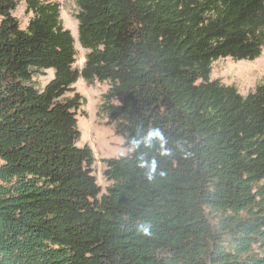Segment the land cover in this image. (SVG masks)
<instances>
[{"label": "trees", "instance_id": "1", "mask_svg": "<svg viewBox=\"0 0 264 264\" xmlns=\"http://www.w3.org/2000/svg\"><path fill=\"white\" fill-rule=\"evenodd\" d=\"M74 1L80 69L57 1L0 0V264H264V80L211 78L261 56L264 0ZM79 78L132 147L105 191Z\"/></svg>", "mask_w": 264, "mask_h": 264}, {"label": "rangeland", "instance_id": "2", "mask_svg": "<svg viewBox=\"0 0 264 264\" xmlns=\"http://www.w3.org/2000/svg\"><path fill=\"white\" fill-rule=\"evenodd\" d=\"M61 6V18L66 28L70 29L75 39L76 63L80 69L83 67L87 49L78 41V22L75 17L78 8L74 0H54ZM14 15L25 27L31 16L27 13L23 2H20L14 11ZM54 76V70L49 69L45 75L39 77L42 85H45ZM212 79H218L226 85L235 86L239 92L246 95L254 90L255 86L264 80V49L260 57L254 60H234L230 57L220 58L213 63ZM85 103L78 111V124L82 132L79 146L89 145L95 155V175L98 183L105 191L108 181L103 176L105 169L104 159L121 157L129 154L132 147L126 143L125 138L116 130V123L111 122L106 114L100 113L103 102V94L109 88V82L96 81L89 84L83 78L74 85Z\"/></svg>", "mask_w": 264, "mask_h": 264}, {"label": "bare ground", "instance_id": "3", "mask_svg": "<svg viewBox=\"0 0 264 264\" xmlns=\"http://www.w3.org/2000/svg\"><path fill=\"white\" fill-rule=\"evenodd\" d=\"M77 38H78V35H77Z\"/></svg>", "mask_w": 264, "mask_h": 264}]
</instances>
